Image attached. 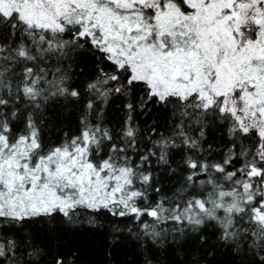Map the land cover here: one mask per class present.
Wrapping results in <instances>:
<instances>
[{"label":"snow or ice","instance_id":"6c2138e0","mask_svg":"<svg viewBox=\"0 0 264 264\" xmlns=\"http://www.w3.org/2000/svg\"><path fill=\"white\" fill-rule=\"evenodd\" d=\"M0 264H264V0H0Z\"/></svg>","mask_w":264,"mask_h":264}]
</instances>
